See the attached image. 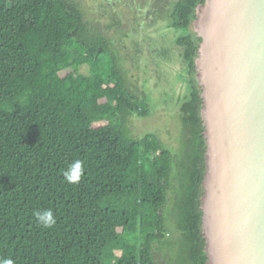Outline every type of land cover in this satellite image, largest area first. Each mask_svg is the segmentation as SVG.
Here are the masks:
<instances>
[{
  "label": "trees",
  "instance_id": "obj_1",
  "mask_svg": "<svg viewBox=\"0 0 264 264\" xmlns=\"http://www.w3.org/2000/svg\"><path fill=\"white\" fill-rule=\"evenodd\" d=\"M204 0H179L189 99L178 155L137 138L149 105L129 86L111 39L74 0H0V258L14 264H206L200 211L202 101L189 34ZM87 65L90 75L80 73ZM84 162L79 184L64 171ZM51 209L52 228L34 213Z\"/></svg>",
  "mask_w": 264,
  "mask_h": 264
},
{
  "label": "water",
  "instance_id": "obj_2",
  "mask_svg": "<svg viewBox=\"0 0 264 264\" xmlns=\"http://www.w3.org/2000/svg\"><path fill=\"white\" fill-rule=\"evenodd\" d=\"M189 34L205 141L206 264H264V0H204Z\"/></svg>",
  "mask_w": 264,
  "mask_h": 264
},
{
  "label": "rangeland",
  "instance_id": "obj_3",
  "mask_svg": "<svg viewBox=\"0 0 264 264\" xmlns=\"http://www.w3.org/2000/svg\"><path fill=\"white\" fill-rule=\"evenodd\" d=\"M74 1L111 39L129 86L149 105V117L132 119L134 135H156L179 155L185 142L182 107L190 95L184 50L176 44L180 33L169 28L179 0ZM80 73L89 76V67L82 66Z\"/></svg>",
  "mask_w": 264,
  "mask_h": 264
},
{
  "label": "clouds",
  "instance_id": "obj_4",
  "mask_svg": "<svg viewBox=\"0 0 264 264\" xmlns=\"http://www.w3.org/2000/svg\"><path fill=\"white\" fill-rule=\"evenodd\" d=\"M84 162L81 160L73 161L64 171L65 180L70 184H79L84 176ZM38 223L45 229L52 228L56 224V218L51 209L36 211L34 213ZM0 264H14L12 259L0 258Z\"/></svg>",
  "mask_w": 264,
  "mask_h": 264
},
{
  "label": "flooded vegetation",
  "instance_id": "obj_5",
  "mask_svg": "<svg viewBox=\"0 0 264 264\" xmlns=\"http://www.w3.org/2000/svg\"><path fill=\"white\" fill-rule=\"evenodd\" d=\"M196 9V8H195Z\"/></svg>",
  "mask_w": 264,
  "mask_h": 264
}]
</instances>
